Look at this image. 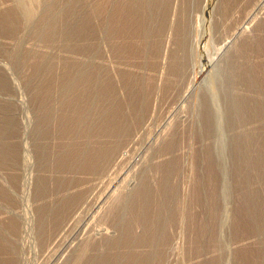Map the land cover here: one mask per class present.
Instances as JSON below:
<instances>
[{
	"label": "rangeland",
	"instance_id": "obj_1",
	"mask_svg": "<svg viewBox=\"0 0 264 264\" xmlns=\"http://www.w3.org/2000/svg\"><path fill=\"white\" fill-rule=\"evenodd\" d=\"M263 140L264 0H0V264H264Z\"/></svg>",
	"mask_w": 264,
	"mask_h": 264
},
{
	"label": "bare ground",
	"instance_id": "obj_2",
	"mask_svg": "<svg viewBox=\"0 0 264 264\" xmlns=\"http://www.w3.org/2000/svg\"><path fill=\"white\" fill-rule=\"evenodd\" d=\"M125 2H126V1H125ZM102 3H103V2H102ZM125 4H126V3H125ZM128 4H129V3H128ZM133 4H134V3H133ZM99 5H100V4H99ZM122 6H123V5H122ZM97 7H98V6H97ZM97 7H96V8H97ZM125 7H126V6H125ZM96 8H95V9H96ZM139 8H140V7H139ZM98 9H99V8H98ZM124 9H125V8H124ZM233 10H234V9H233ZM98 11H99V10H98ZM142 11H143V10H142ZM100 12H101V10H100ZM132 12H133V11H132ZM104 13H105V12H104ZM120 14H121V13H120ZM127 14H128V13H127ZM139 14H141V13H139ZM132 16H133V15H132ZM233 16H234V15H233ZM11 17H12V16H11ZM124 19H125V18H124ZM152 20H153V19H152ZM113 23H114V22H113ZM60 25H61V24H60ZM77 26H78V25H77ZM138 26H139V24H138ZM144 26H145V25H144ZM145 28H146V27H145ZM65 29H66V28H65ZM143 29H144V28H143ZM146 29H147V28H146ZM78 30H79V29H78ZM144 31H146V30H144ZM79 33H80V32H79ZM139 33H140V32H139ZM149 34H150V33H149ZM144 35H145V34H144ZM129 44H130V43H129ZM260 48H261V47H260ZM252 49H253V48H252ZM250 51H251V50H250ZM253 51H254V50H253ZM247 58H248V57H247ZM248 60H249V59H248ZM255 64H256V63H255ZM70 69H71V68H70ZM70 69H69V70H70ZM240 69H241V68H240ZM252 69H253V68H252ZM96 71H97V70H96ZM241 71H243V69H242ZM248 71H249V69H248ZM252 71H254V70H252ZM70 72H72V71H70ZM70 72H68V74H69ZM256 72H257V71H256ZM230 73H231V72H230ZM236 73H237V72H236ZM254 73H255V72H254ZM54 74H55V73H54ZM78 74H79V73H78ZM234 74H235V72H234ZM236 75H237V74H236ZM249 75H250V73H249ZM252 75H253V74H252ZM256 75H258V74H256ZM256 75H254V79H255V80H256V79H257V80H260L259 77H258V78L256 77ZM259 75H260V74H259ZM259 75H258V76H259ZM246 76H247V75H246ZM60 77H61V76H60ZM63 77H64V76H63ZM66 77H67V76H66ZM239 77H240V76H239ZM57 78H58V77H57ZM232 78H233V77H232ZM67 79H69V78H67ZM67 79H66V80H67ZM89 79H90V78H89ZM234 79H235V77H234ZM245 79H246V78H245ZM248 79H249V78H248ZM64 80H65V79H64ZM243 80H244V79H243ZM252 80H253V79H252ZM260 82H261V81H260ZM252 83H253V82H252ZM110 84H111V83H110ZM258 84H259V83H258ZM46 89H47V88H46ZM46 89H45V90H46ZM92 89H93V88H92ZM49 91H50V89H49ZM46 92H47V91H46ZM232 92H233V91H232ZM243 92H244V91H243ZM235 93H236V92H235ZM232 94H233V93H232ZM236 95H238V94L236 93ZM46 96H47V95H46ZM75 96H76V95H75ZM142 96H143V95H142ZM237 97H238V96H237ZM58 98H59V97H58ZM238 98H239V97H238ZM245 98H246V97H245ZM250 98H251V97H250ZM250 98H249V99H250ZM82 99H83V98H82ZM247 99H248V98H247ZM249 99H248V101H249ZM40 101H41V100H40ZM87 101H88V100H87ZM64 102H65V101H64ZM77 102H78V101H77ZM84 102H85V101H84ZM234 102H235V101H234ZM244 103H245V101H244ZM246 103H247V102H246ZM49 104H50V103H49ZM78 104H79V103H78ZM45 105H46V104H45ZM251 105H252V104H251ZM49 106H50V105H49ZM84 106H85V105H84ZM243 106H245V105H243ZM252 106H253V105H252ZM67 107H68V106H67ZM73 107H74V106H73ZM132 107H133V106H132ZM236 107H237V106H236ZM236 107H235V108H236ZM44 108H45V107H44ZM46 108H47V107H46ZM69 108H70V107H69ZM76 108H77V107H76ZM99 108H100V107H99ZM86 109H87V108H86ZM247 109H248V108H247ZM78 110H79V109H78ZM59 111H60V110H59ZM127 111H128V110H127ZM72 112H73V111H72ZM54 113H55V112H54ZM62 113H63V112H62ZM74 113H75V111H74ZM76 113H77V112H76ZM84 113H85V112H84ZM141 113H142V112H141ZM237 114H238V113H237ZM110 115H111V114H110ZM46 116H47V115H46ZM137 116H138V115H137ZM47 117H48V116H47ZM98 117H99V116H98ZM115 117H117V116L115 115ZM79 118H80V116H79ZM110 118H111V117H110ZM80 119H82V118H80ZM111 119H112V118H111ZM111 119H110V120H111ZM72 120H75V119H72ZM103 120H104V119H103ZM110 120H109V121H110ZM114 120H115V119H114ZM40 121H41V120H40ZM107 121H108V120H107ZM117 121H118V120H117ZM83 122H84V121H83ZM103 122H104V121H102V125H103ZM63 123H64V122H63ZM105 123L107 124V122H105ZM239 123H240V122H239ZM68 124H69V123H68ZM74 124H75V123H74ZM77 124H78V123H77ZM83 124H84V123H83ZM110 124H111V123H110ZM113 124H114V125H113ZM113 124H112L111 126H112V127H115V126H116V121H113ZM124 124H125V123H124ZM60 125H61V124H60ZM63 125H65V124H63ZM63 125H62V126H63ZM66 125H67V124H66ZM72 125H73V124H72ZM107 125H108V124H107ZM233 125H234V124H233ZM83 126H84V125H83ZM83 126H82V127H83ZM104 126H105V125H104ZM111 126H110V127H111ZM60 127H61V126H60ZM75 127H76V126H75ZM88 127H89V126H88ZM110 127H109V128H110ZM67 129H68V128H67ZM75 129H76V128H75ZM79 129H80V128H79ZM107 129H108V128H107ZM115 129H116V128H115ZM120 129H121V128H120ZM122 129H123V128H122ZM127 129H128V128H127ZM62 130H63V129H62ZM101 130H102V129H101ZM72 131H73V130H72ZM41 132H42V131H41ZM56 132H57V131H56ZM106 132H107V131H106ZM113 133H114V132H113ZM111 134H112V132H111ZM114 134H115V133H114ZM79 141H80V140H79ZM263 141H264V140H263ZM65 142H66V141H65ZM77 142H78V141H77ZM71 145H72V144H71ZM108 146H109V145H108ZM111 146H112V145H111ZM85 147H86V146H85ZM89 148H91V147H89ZM97 148H99V147H97ZM69 149H70V148H69ZM79 149H80V148H79ZM93 149H94V148H93ZM74 151H75V150H74ZM80 151H81V150H80ZM86 151H87V150H86ZM90 151H91V150H90ZM92 151H93V150H92ZM109 151H110V150H109ZM61 152H62V151H61ZM75 152H76V151H75ZM96 152L98 153V151H95V153H96ZM84 153H85V152H84ZM88 153H90V152H88ZM93 153H94V152H93ZM100 153H102V152H100ZM100 153H99V155H100ZM107 154H108V153H107ZM90 155H91V154H90ZM46 156H47V155H46ZM46 156H45V157H46ZM88 156H89V155H88ZM88 156H87V157H88ZM87 157H86V158H87ZM107 158H108V157H107ZM66 159H67V158H66ZM66 159H65V160H66ZM78 159H79V158H78ZM8 161H9V160H8ZM67 161H68V160H67ZM85 162H86V161H85ZM88 162H89V161H88ZM88 162H87V163H88ZM62 163H63V162H62ZM80 163H81V161H80ZM89 163H90V162H89ZM76 164H77V162H76ZM81 164H82V163H81ZM92 164H93V163H92ZM92 164H91V165H92ZM98 164H99V163H98ZM77 165H78V164H77ZM94 167H95V165H94ZM71 169H72V168H71ZM113 186H114V185H113ZM44 187H45V186H44ZM70 197H71V196H70ZM142 199H143V198H142ZM66 200H67V199H66ZM69 200H70V199H69ZM64 202H66V201H64ZM58 203H59V202H58ZM144 205H145V204H144ZM120 206H121V205H120ZM145 206H146V205H145ZM62 210H63V209H62ZM52 211H53V210H52ZM60 211H61V210H60ZM62 213H63V212H62ZM128 215H129V214H128ZM117 218H118V217H117ZM50 219H51V218H50ZM53 219H54V218H53ZM253 220H254V219H253ZM5 225H6V223H5ZM134 228H135V227H134ZM133 255H134V254H133ZM139 261H140V260H139ZM141 262H142V261H141ZM140 264H141V263H140Z\"/></svg>",
	"mask_w": 264,
	"mask_h": 264
}]
</instances>
